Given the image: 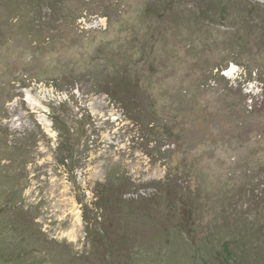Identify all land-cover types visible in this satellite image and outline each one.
<instances>
[{"label": "rangeland", "instance_id": "rangeland-1", "mask_svg": "<svg viewBox=\"0 0 264 264\" xmlns=\"http://www.w3.org/2000/svg\"><path fill=\"white\" fill-rule=\"evenodd\" d=\"M0 259L264 264V0H0Z\"/></svg>", "mask_w": 264, "mask_h": 264}, {"label": "trees", "instance_id": "trees-1", "mask_svg": "<svg viewBox=\"0 0 264 264\" xmlns=\"http://www.w3.org/2000/svg\"><path fill=\"white\" fill-rule=\"evenodd\" d=\"M10 210H11V211H12V210L15 211L16 213L18 212L17 214H18V216H19V212H20L21 210H23V209H22L21 207H18V206L16 207V205H10L9 208H7V211H10ZM18 216H17V217H18ZM31 219H32V218H31ZM34 219H35V218H34ZM34 219H33V221H34ZM13 222H15L14 225L16 226V225H17L16 221H13ZM4 260H5V259H4ZM4 260H3V259H0V263H2V264H9V262H7V260H6V261H4Z\"/></svg>", "mask_w": 264, "mask_h": 264}]
</instances>
